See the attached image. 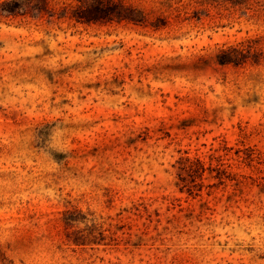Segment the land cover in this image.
<instances>
[{"label": "rangeland", "instance_id": "obj_1", "mask_svg": "<svg viewBox=\"0 0 264 264\" xmlns=\"http://www.w3.org/2000/svg\"><path fill=\"white\" fill-rule=\"evenodd\" d=\"M3 263L264 264V0H0Z\"/></svg>", "mask_w": 264, "mask_h": 264}, {"label": "trees", "instance_id": "obj_2", "mask_svg": "<svg viewBox=\"0 0 264 264\" xmlns=\"http://www.w3.org/2000/svg\"><path fill=\"white\" fill-rule=\"evenodd\" d=\"M184 161H185V167H184L185 170H189V169H192L194 167H196V168L199 167V168L203 169V165L198 158H195L192 160L189 158H185ZM3 264H5V263H3ZM7 264H10V263H7Z\"/></svg>", "mask_w": 264, "mask_h": 264}]
</instances>
